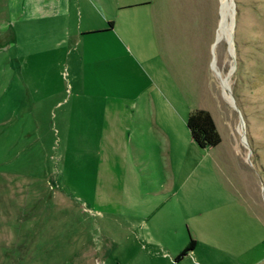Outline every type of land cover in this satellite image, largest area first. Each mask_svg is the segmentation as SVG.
Returning <instances> with one entry per match:
<instances>
[{
    "label": "rangeland",
    "instance_id": "rangeland-1",
    "mask_svg": "<svg viewBox=\"0 0 264 264\" xmlns=\"http://www.w3.org/2000/svg\"><path fill=\"white\" fill-rule=\"evenodd\" d=\"M224 2L70 0L71 27L116 25L109 114L70 140L15 77L24 2L0 0V264H264V0Z\"/></svg>",
    "mask_w": 264,
    "mask_h": 264
},
{
    "label": "crops",
    "instance_id": "crops-1",
    "mask_svg": "<svg viewBox=\"0 0 264 264\" xmlns=\"http://www.w3.org/2000/svg\"><path fill=\"white\" fill-rule=\"evenodd\" d=\"M23 2L22 21H18L24 34L20 42L15 34L8 41L9 48L18 43L23 48V54L14 59L22 65L20 73L14 68L15 77H21L24 94L32 103L42 106L47 118L67 125V137L74 139L80 124L100 121L109 114L112 87L104 83L105 66L112 52L109 35L116 25L71 27L75 10L70 0ZM43 113L34 114L41 118Z\"/></svg>",
    "mask_w": 264,
    "mask_h": 264
},
{
    "label": "trees",
    "instance_id": "trees-1",
    "mask_svg": "<svg viewBox=\"0 0 264 264\" xmlns=\"http://www.w3.org/2000/svg\"><path fill=\"white\" fill-rule=\"evenodd\" d=\"M113 23L111 22L110 25ZM187 126L194 142L201 148H214L221 141V135L211 114L203 109L193 111L188 118ZM196 241L190 240L189 245L179 254L176 261H181L190 251L194 250Z\"/></svg>",
    "mask_w": 264,
    "mask_h": 264
},
{
    "label": "bare ground",
    "instance_id": "bare-ground-1",
    "mask_svg": "<svg viewBox=\"0 0 264 264\" xmlns=\"http://www.w3.org/2000/svg\"><path fill=\"white\" fill-rule=\"evenodd\" d=\"M224 1L225 2L223 4V10L228 13V10H229V4H228L229 3V0H224ZM225 28H226L227 34H229V25H228V22L226 21V19H225Z\"/></svg>",
    "mask_w": 264,
    "mask_h": 264
}]
</instances>
